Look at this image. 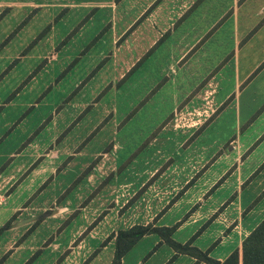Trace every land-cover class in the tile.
<instances>
[{"label": "rangeland", "instance_id": "374dc122", "mask_svg": "<svg viewBox=\"0 0 264 264\" xmlns=\"http://www.w3.org/2000/svg\"><path fill=\"white\" fill-rule=\"evenodd\" d=\"M250 1L261 6L262 33L263 0L238 4ZM92 12L78 21L0 15V264H109L116 232L132 225L171 227L174 241L195 247L212 237L200 249L209 255L237 201L257 192L251 216L264 203V63L238 117L231 97L200 128L172 131L149 93L151 62L121 72L132 48H115L122 40L111 43L102 10ZM230 77L224 61L222 88ZM159 234L138 239L120 264H156L168 249Z\"/></svg>", "mask_w": 264, "mask_h": 264}, {"label": "crops", "instance_id": "0c3cea01", "mask_svg": "<svg viewBox=\"0 0 264 264\" xmlns=\"http://www.w3.org/2000/svg\"><path fill=\"white\" fill-rule=\"evenodd\" d=\"M222 2L224 1L0 0V15L5 13L17 19L30 16L40 21H51L55 18L62 19L63 17H59L65 14V18L70 21H78L86 15L93 17L94 9L102 10L99 15L102 19L100 27H109L107 29L111 43L116 44L120 37L122 44L115 48H132L129 49L132 52L122 62L121 72H129L134 68L137 71L145 62H151L158 76L149 85L156 84L149 93H152L151 97L158 95L157 103L162 110L161 114L167 115L165 127H170L172 131H185L200 128L202 120L209 113H215L220 106L215 107L231 97L234 115L238 117L240 95L247 97L251 83L260 80L254 72L260 63H264V31L259 33L261 28L254 31V24L255 15L261 6H255L252 1L238 4V0H225V5ZM231 5L232 10L229 11ZM262 5L264 6V0ZM127 9L133 10L128 14ZM226 14L228 18L223 21ZM239 20L244 21L247 26L239 28ZM116 21L121 22L118 28ZM72 25L74 24H66L65 27L70 29ZM255 34H261L259 48H254ZM128 36H132L131 41ZM224 61L231 66L228 89L220 86L221 79L218 78ZM243 107L248 108V105L243 104ZM235 158L236 156L233 160ZM241 162L240 159L239 163ZM236 170L239 171L235 177V185L238 187L242 172L239 168ZM251 172L252 170L246 171V176ZM260 185L261 190L264 189V180ZM255 196L257 192L248 194L246 202L237 201V206L234 204L232 209L236 211L229 218V230L209 251L210 257L223 260L264 217V203L255 216L250 215L253 207L248 205ZM185 239L175 241L184 243ZM213 239L210 237L205 247L197 248L207 249ZM166 246L168 249H163L156 264H165L175 254L170 246ZM169 262L206 264L197 262L194 257L184 253H176Z\"/></svg>", "mask_w": 264, "mask_h": 264}, {"label": "trees", "instance_id": "16d2710c", "mask_svg": "<svg viewBox=\"0 0 264 264\" xmlns=\"http://www.w3.org/2000/svg\"><path fill=\"white\" fill-rule=\"evenodd\" d=\"M152 231L160 232L159 236L162 242L170 246L175 252L189 254L195 258V261H202L206 264H264V217L241 240L240 246L233 249L221 261L210 257L207 251H201L192 246L190 241L183 244L175 242L171 238V227L158 228L148 225H132L127 229L116 232L113 258L109 264H120L121 257L132 245Z\"/></svg>", "mask_w": 264, "mask_h": 264}, {"label": "water", "instance_id": "95a60500", "mask_svg": "<svg viewBox=\"0 0 264 264\" xmlns=\"http://www.w3.org/2000/svg\"><path fill=\"white\" fill-rule=\"evenodd\" d=\"M27 220V219H26ZM17 224V223H16ZM10 226H14V225H10Z\"/></svg>", "mask_w": 264, "mask_h": 264}]
</instances>
